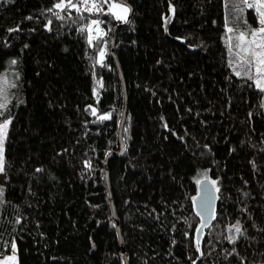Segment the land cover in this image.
<instances>
[{
	"label": "trees",
	"instance_id": "16d2710c",
	"mask_svg": "<svg viewBox=\"0 0 264 264\" xmlns=\"http://www.w3.org/2000/svg\"><path fill=\"white\" fill-rule=\"evenodd\" d=\"M111 1L89 13L0 0V71L18 73L12 87L0 76L11 121L0 256L15 244L17 264H124L123 251L127 264H264V91L236 55L259 12L243 0H125L130 23L114 32L125 20ZM92 20L105 35L90 44ZM205 174L217 197L197 241Z\"/></svg>",
	"mask_w": 264,
	"mask_h": 264
},
{
	"label": "snow or ice",
	"instance_id": "6c2138e0",
	"mask_svg": "<svg viewBox=\"0 0 264 264\" xmlns=\"http://www.w3.org/2000/svg\"><path fill=\"white\" fill-rule=\"evenodd\" d=\"M243 2L246 4L248 8H255L259 12L260 17V24L262 25L259 29H253L251 33L249 34L251 36V39L248 38V35L245 33H240L237 37L239 43L236 45L237 48H239V52L236 53V55L239 57V59L247 63L249 66L255 65L256 70V77L255 79V87L264 91V0H255V3L249 2V0H243ZM103 3H107V0H103ZM81 4L83 5V8L80 7L79 4L73 3L72 0H60L59 3H56L54 5L55 9H76L77 12L85 11V12H101L103 11L102 4L98 3L97 0H81ZM119 9V12H116L115 10ZM49 11H52V9H49ZM112 14L115 15V18L117 20H127V13L130 11V9L122 4H116L113 3L111 5V8L109 9ZM174 11V10H173ZM58 18L63 19V17L59 16V13H56ZM30 19V17H29ZM50 23V22H49ZM100 21L98 20H92L91 25L88 26V31L91 32L93 30L92 26L95 27L96 36H89V43H92V40L100 39L105 35V33L99 28ZM17 29H10L9 31H16ZM83 30V29H82ZM232 29H229V32H231ZM104 56V52L101 51L100 57L101 60L99 62L102 63V59ZM13 64L16 63V61H12ZM237 76L242 75L240 71H237L235 73ZM243 75L248 76L249 79H253V77L250 74V68L249 71H246L243 73ZM6 104L0 103V109L5 108ZM93 115L96 114L95 109H91ZM3 113H0L2 115ZM109 115H103L100 116V120L109 119ZM11 123L10 120L5 121L3 124H0V172L4 171V155H3V143L7 135V129L9 127V124ZM39 171V170H38ZM205 179H207V176L205 174ZM202 183V181H198ZM213 184H216V181H212ZM219 189H217L218 191ZM3 188H0V196L3 194ZM235 229V232L238 235H242V230L237 223L233 226ZM230 240H232L233 243H235V237H229ZM12 259V258H10Z\"/></svg>",
	"mask_w": 264,
	"mask_h": 264
},
{
	"label": "water",
	"instance_id": "95a60500",
	"mask_svg": "<svg viewBox=\"0 0 264 264\" xmlns=\"http://www.w3.org/2000/svg\"><path fill=\"white\" fill-rule=\"evenodd\" d=\"M114 1H116L118 3H122L130 9L128 16H127V20L124 23L117 25L116 28L114 29V32H115L118 27L127 26L130 23L131 14H132V7L125 0H114ZM114 32H113V36L111 38V47L112 48L114 47ZM113 57H114L117 69L120 73L123 92H124V94H126L124 79H123L121 70L119 68L118 62L116 60L114 50H113ZM124 117H125V105H124V110H123L122 118H121L120 125H119L118 137H119V143H120V151L118 152V154H121L123 151L122 129H123ZM112 156H113L112 153L108 154L105 158V161H104L107 184H108L107 161ZM201 181H202V183H200V182L198 183V194L194 198V209H195L196 214L198 215V217L201 220V224H200V226L197 230V234H196L197 241L200 240V238L202 236L203 229L206 228L210 224V222L213 218L215 205H216V197H217L214 184L209 179H203ZM108 190H109V199L111 201V205L113 206V201H112L109 186H108ZM113 216L115 218V224H116L118 239H119V242L121 243V233H120L118 221L116 219V215H115L114 211H113ZM121 254H122V257L124 259V264H127L126 254L124 253V251Z\"/></svg>",
	"mask_w": 264,
	"mask_h": 264
},
{
	"label": "rangeland",
	"instance_id": "374dc122",
	"mask_svg": "<svg viewBox=\"0 0 264 264\" xmlns=\"http://www.w3.org/2000/svg\"><path fill=\"white\" fill-rule=\"evenodd\" d=\"M249 1L252 2V3H255V0H249ZM97 2L101 3V2H99V0H97ZM113 3L122 4V3H118V2L113 0V1H111L109 3V9L111 8V5ZM122 5H124V4H122ZM115 11L119 12V9H116ZM261 26L262 25L260 24V17H259V19L257 21V25H256V27L254 29H259ZM95 27L96 26H92L93 30L91 32H89V36L90 35L93 36V37L96 36ZM99 28L103 31V29L101 28L100 25H99ZM252 30L253 29H251V31ZM251 31H247V32L245 31L243 33L248 35V38L251 39V36L249 35L251 33ZM237 52L238 51L236 50V53ZM99 60H101L100 54H99ZM250 67L252 68V70L254 71V74L256 75L255 65L253 64ZM17 75H18L17 69H13V68H11V69L7 68V69L3 70L2 72L0 71V76L2 77L3 83L5 84V86H9V87L13 86L14 80L17 77ZM254 81H255V79H254ZM5 121H8V120H0V124H3ZM3 152H4V143H3ZM2 180H3V176H2V172H0V183L2 182ZM10 258H12V259H10ZM0 264H17V256H16V246H15V244L12 245V250H11L10 254L1 255L0 256Z\"/></svg>",
	"mask_w": 264,
	"mask_h": 264
}]
</instances>
